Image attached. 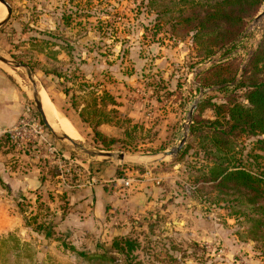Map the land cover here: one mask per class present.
<instances>
[{"label": "rangeland", "instance_id": "374dc122", "mask_svg": "<svg viewBox=\"0 0 264 264\" xmlns=\"http://www.w3.org/2000/svg\"><path fill=\"white\" fill-rule=\"evenodd\" d=\"M7 1L12 14L0 28V54L32 69L37 89L48 94L81 138L74 139L76 147L53 135L37 110L27 70L0 62L14 70L26 94L24 109L31 107V115L73 161L65 177L72 186L67 187L56 164L39 157L50 184L35 203L30 198L17 202L21 225L7 232L0 227V264H264V209L254 210L243 193L220 191L207 181L216 161L231 168L240 163L264 179V150L257 141L264 135H240L232 158L202 136L205 122L218 118V105L247 103L245 89L236 85L242 83L262 38L264 16L257 18L264 12V0L242 15L235 38L210 56L194 42L192 31L185 35L187 26L176 23L179 0ZM171 1L176 2L167 9ZM178 28L184 36L172 37ZM53 70L67 72L69 80ZM94 87L109 91L122 112L119 123L98 127L99 137L94 124L80 114L94 119L100 107L94 108L91 100ZM185 135L177 156L151 165L122 164L83 151L147 157L176 148ZM105 163L116 166L117 179L132 177L135 183L148 178L155 189L150 207L139 215L114 210L105 228H60L67 190L100 184L104 177L95 171H102ZM2 199L0 192V221L16 209L11 205L7 211L9 203ZM47 213L54 224L52 236H46L47 228L39 229ZM10 235L18 239L15 250ZM119 235L138 240L129 256L112 250ZM4 240L10 243L2 251ZM83 251L86 255L80 254Z\"/></svg>", "mask_w": 264, "mask_h": 264}, {"label": "trees", "instance_id": "16d2710c", "mask_svg": "<svg viewBox=\"0 0 264 264\" xmlns=\"http://www.w3.org/2000/svg\"><path fill=\"white\" fill-rule=\"evenodd\" d=\"M150 1H152V4L159 3L158 0ZM261 1L179 0L175 19L179 27H188L185 35H189L190 31L194 33V42L205 50L207 56H210L215 53L217 48L223 47L235 38L234 34L239 31L238 24L242 21V15L251 6L260 4ZM175 2H167V9L171 8L169 4ZM69 18H71V15L67 16L65 20L69 22ZM101 34L102 36L108 35L106 31H102ZM182 34L184 36V33L178 28V31L172 37L179 38L178 36ZM114 40H117V37ZM51 73L56 74L58 77L64 76L66 81L69 80L67 72L53 70ZM238 87L245 89L247 103L234 102L230 103L229 106L218 105L216 107L218 118L206 121L207 126L205 125V131L202 133V136L208 140L212 147L223 153L227 158H232L236 153V140L243 133L259 137L264 135V37L244 73L242 83L236 85V88ZM65 93H69L68 88L65 89ZM91 93L94 108L100 106L93 113L94 119H90L86 112L81 111L80 114L84 119H88L94 124L96 136L99 137L102 134L98 127L102 124L119 123L122 112L117 108L119 106L118 101L106 89L94 87ZM110 106L113 107L110 108ZM194 131L195 128L192 127V135ZM7 141L11 143L9 139ZM257 141L260 144V149L264 150V137ZM104 145L108 147V145ZM207 181L213 182L211 187L220 191L227 189L243 193L254 210L264 209V179L240 163L231 168L224 167L222 163L216 161L210 170V177L207 178ZM49 215L47 213L45 221H42L39 225V229L47 228L46 236L54 234L51 231L54 224ZM258 221L256 219V223ZM9 237L14 238L13 235ZM13 242L16 245L13 247V250H15L19 246L17 245L18 239H13ZM9 243V240L1 242L2 251ZM64 245L67 244L64 243ZM138 245V240L130 236H121L114 239L112 250L129 256L136 250ZM105 250L108 251L106 248ZM80 254L86 255V252L83 251Z\"/></svg>", "mask_w": 264, "mask_h": 264}, {"label": "crops", "instance_id": "0c3cea01", "mask_svg": "<svg viewBox=\"0 0 264 264\" xmlns=\"http://www.w3.org/2000/svg\"><path fill=\"white\" fill-rule=\"evenodd\" d=\"M12 74L0 64V125L2 126L16 123L25 108L26 94ZM48 164L51 163L48 161ZM101 168L102 171H95L97 175L102 173L101 176L104 177L100 184L90 183L91 185L85 188L81 186V189L67 190L66 215L62 217L60 228L74 226L84 231L98 226L105 228L111 225L109 217L114 210L139 215L150 207V197L155 189L148 178L139 179L133 186L127 188L117 179L114 164L105 163ZM45 169L47 167L40 164L39 156L31 147L9 143L6 138L0 139L2 201L9 203L6 207L7 211L11 205L16 207L13 216L5 213L7 216L0 221V227L3 229L1 232L14 229L13 225L17 227L22 224L23 216L19 212L17 202L30 198L31 202L35 203L34 199L37 200L40 194H45L50 184Z\"/></svg>", "mask_w": 264, "mask_h": 264}, {"label": "built area", "instance_id": "2783aa9c", "mask_svg": "<svg viewBox=\"0 0 264 264\" xmlns=\"http://www.w3.org/2000/svg\"><path fill=\"white\" fill-rule=\"evenodd\" d=\"M31 107L24 109L23 114L16 123L10 126L0 125V139L8 138L16 145H25L31 147L37 153V156L49 160V163L56 164L60 178L65 182L66 171L73 161H69L68 157L60 151L58 144L45 132L31 115ZM121 184L130 188L136 179L132 177H123L119 179ZM67 184V182H65ZM70 183L67 187H70ZM81 187L83 184H78Z\"/></svg>", "mask_w": 264, "mask_h": 264}, {"label": "water", "instance_id": "95a60500", "mask_svg": "<svg viewBox=\"0 0 264 264\" xmlns=\"http://www.w3.org/2000/svg\"><path fill=\"white\" fill-rule=\"evenodd\" d=\"M0 2L6 7V10H7V15L2 20H0V28H1L9 20L11 14H12V6L9 4V2L7 0H0ZM263 16H264V12L257 18V20H259ZM263 37H264V30H263L262 38H261L260 42L256 45L255 51L258 50ZM0 61L4 62L6 65H8L10 67L25 68L27 70L28 76L34 84V89H33L32 94L34 96V100H35V103L37 106V110L41 114L42 120H43L45 126L56 137H58L60 139L69 140L76 147H78L79 143L76 142L72 137H70L68 134H66L64 132L54 130V128L50 125V123L46 117V114H45V111H44V108L42 105V101H41L40 96H39V90L37 89L36 81L33 78L32 69L27 64H25L23 62H18V61L8 59L7 57H5L1 54H0ZM195 107H196V105L191 110L190 119H189L190 122H192V115H193V111H194ZM186 141H187V136L185 135L180 140V142L176 148L170 149V150H164V151H161L157 154L147 155V157H137L134 155L127 154L125 152L114 153L112 151L102 150V149L83 148V151L89 155H92V156L103 157V158H105V160L116 159L117 161H119L122 164H128V165H134V166H137V165L138 166H144V165H151V164L159 163L161 161L166 160L169 157L177 156L183 150Z\"/></svg>", "mask_w": 264, "mask_h": 264}, {"label": "bare ground", "instance_id": "6f19581e", "mask_svg": "<svg viewBox=\"0 0 264 264\" xmlns=\"http://www.w3.org/2000/svg\"><path fill=\"white\" fill-rule=\"evenodd\" d=\"M6 15H7L6 7L0 2V20H2ZM0 64L6 68L8 67L4 63H0ZM8 70L11 73H15L14 70L9 67H8ZM41 93L39 91V96L42 101V105H43L46 117L50 125L54 128V130L64 132L68 134L70 137H72L73 139H76V140L80 139L81 136L79 132L77 131V129L74 127V125L71 123V121L67 117H65L61 112H59V110L56 108V106L51 101L50 97L48 96L46 92L42 91Z\"/></svg>", "mask_w": 264, "mask_h": 264}]
</instances>
